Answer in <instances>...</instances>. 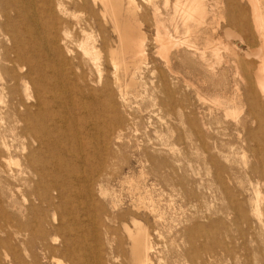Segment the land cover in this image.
I'll use <instances>...</instances> for the list:
<instances>
[{"label":"rangeland","instance_id":"1","mask_svg":"<svg viewBox=\"0 0 264 264\" xmlns=\"http://www.w3.org/2000/svg\"><path fill=\"white\" fill-rule=\"evenodd\" d=\"M149 1L134 0L139 33L144 38V56L140 72L136 74L138 91L127 95L124 106L114 94L118 106L101 115L95 107L92 116L79 106L84 102L92 109L88 99L78 96L67 102L63 101V94L55 91L56 104L50 107L55 118H47L50 144L41 150L40 158L50 162L42 184L51 185L47 196L32 193L35 192L34 182H16L14 186L10 182L1 184L0 264H52V257L62 264H70L65 257L68 248L77 250V256L86 263L96 254L103 264H131V240L123 226L133 231L135 222L149 234V264H264L263 165L255 159L258 154L256 139L264 137L257 129V121L249 114L244 97V73L254 80L252 71L258 58L247 57L245 45L238 55L231 51L230 46L243 37L237 25L230 24L228 28L237 33L238 39L225 37L226 20L231 13H236L230 10L233 7L242 9L250 29L253 28L252 4L249 0H234L230 4L224 0H204L208 13L199 15L192 25L213 72L207 70L206 63L191 66L181 63L175 68L176 78L164 66L163 54L156 52L160 45L155 41L156 5L174 34L170 13L176 0H169L168 6L164 0H151V4ZM61 3L62 9L67 11L64 16L56 15V26L60 35L63 31L68 33L72 42L79 38L77 23H89L94 19L101 22L100 7L92 6L90 1ZM261 3L264 5V0ZM40 4L34 1L39 12L36 24L47 33L52 25L40 12ZM127 5L124 1V6ZM3 21L0 18V22ZM90 30L98 40L106 35L110 44L115 45L117 35L110 25L99 28L94 23ZM250 40L253 48L260 46L257 35ZM10 43L8 36L0 34V44L8 46ZM173 47L167 46L168 56L175 53ZM70 49L67 67L85 73V83L80 84L84 95L89 94L86 92L89 88L98 94L106 82H111L107 49H101L100 84L96 69L84 62L80 64L81 50L75 42L70 43ZM28 85L31 94L34 87L31 83ZM64 85L73 95L74 85L71 82ZM4 95L7 103L9 95ZM18 95L26 101L22 85H18ZM174 95L181 107L172 110L171 97ZM14 118L18 119L6 110L0 114L1 129L6 130L10 142V125L15 122ZM176 118L182 124L179 125ZM237 120L246 122V131L236 130ZM178 125L179 131H175ZM198 125L202 142L197 140L195 129ZM19 130H16L17 145L24 142L27 152L29 148L37 149V143H30L32 140L28 136L20 137ZM117 135L120 139L115 138ZM14 155L22 164L24 157L17 152ZM83 157L100 167V174H103L101 179L97 178L98 173L90 174L99 181L91 187V196L81 180L87 175V165L80 161ZM55 163H59V168ZM154 163L157 172L152 170ZM12 166L17 168L15 164ZM140 171L147 177L143 178L144 190L152 191L156 200V214L148 208L135 206L138 192L132 190L130 184L138 180ZM68 185L84 196L76 194L73 197L67 189L62 196L60 187ZM257 190L262 198L259 218L253 217L250 206ZM60 223L62 226L58 225ZM77 229H82V239L70 240Z\"/></svg>","mask_w":264,"mask_h":264},{"label":"bare ground","instance_id":"2","mask_svg":"<svg viewBox=\"0 0 264 264\" xmlns=\"http://www.w3.org/2000/svg\"><path fill=\"white\" fill-rule=\"evenodd\" d=\"M34 1H39L43 5L41 6L40 4L39 10L51 21L52 29L51 31L47 30V33L42 31L43 27H38L36 24L39 12L35 9ZM53 1L59 2L54 4ZM61 1H73L74 3L75 1H82L83 3L90 1L92 6L100 7L98 13L101 22L94 19L89 23H77L75 28L79 33V38L73 40L78 49L81 50V59L79 60L80 64L84 62L83 64H90L96 69V73L99 75V79H97L99 84L101 83V49H107L106 60L110 63L112 68L111 82H106L101 89H99L98 94H95V91L92 93V89L89 88L86 89V92L89 94L84 95V88L80 84L85 83V73L83 71L77 73L72 67H67L70 65V61L67 59V56L71 53L70 43L73 42L71 41L72 39L69 38L68 33L63 31L64 33L62 32L60 35V31H58L56 26V15L59 13L64 16L67 11V9H62ZM124 1H127L128 5L126 7L124 6ZM224 1H227L230 4L234 0ZM249 1L252 4L253 28L250 29L247 17L241 13L242 9L233 7L232 9L230 8V10L236 11V13H231V16H229L226 20L225 26L227 28L225 30V37H227V39L231 37L233 39H238V35H236L237 33L234 34L233 31L228 28L230 24L237 25L241 28L243 37H241L238 42L236 41L237 43L230 46L231 51L235 55H238L242 47L245 45L247 49L246 56H255L258 58V62L252 71V77L254 80L252 81L250 76L244 73V79L246 81L244 97L248 105V112L251 117L257 121V129L260 133H262L261 136L264 137V5H262L261 0ZM150 2L152 1L150 0L149 3ZM168 3L169 0H164L165 6H168ZM172 9L173 10L170 13V20L175 35L169 31L166 21L162 17V13L156 5L155 41L160 45V48L158 47L160 51L155 50L156 52H161V54H163L165 59H163L164 66L175 77L177 76L175 68L181 63L188 64L189 66L198 62L206 63L207 70L213 72V67H211L207 62L206 51L198 45V38L195 34L196 30L192 25L197 20L199 15H205V13H208L207 5L204 0H176L172 5ZM135 15L134 0H0V18L4 19L3 22H0V34L2 36H8L11 42L8 46L0 44V69L2 70L0 73V114L2 113V110H6V112L18 117V119L14 118L15 122L10 125V133L12 136L11 142L5 134L6 130L4 132L1 129L3 125L2 122H0V191L3 188L1 185L3 182H10L13 186L16 182H19L20 184L34 182L33 186L35 185V192L32 193L47 196V192L49 191L51 185L46 187L42 184L47 176L46 170L49 166L48 163L50 162L46 159L41 160L40 158H42L41 150L43 148H47L50 144V127L48 126L47 118L50 117L51 120L55 118V114L52 112V109H50L51 105L56 104L57 97L55 91H59L63 94V101L67 100V102L78 96H83L88 99V101L91 102L92 109H89L90 107H86L84 102H81L79 106L84 109L83 111L86 110L90 116L95 114V107L98 109L100 115L101 113L110 112L112 109L114 110V108L118 106V103L114 100V94L118 95L119 102L122 106H124L127 101V95L138 91L139 82L136 74L140 72L142 57L144 56V38L139 33L138 20ZM94 23L99 28H101V26L106 28V26L109 25L112 27L113 31L117 35L114 46L110 44L106 35H103L99 40L94 37L92 31L90 30V28L94 27ZM180 28L183 29L182 32ZM255 35H257L260 40V46L256 49L252 47L250 42V37L252 36L254 38ZM219 40H221V38ZM213 44L214 43H212V45ZM168 45L176 48V51L172 56L167 55ZM211 46L207 47L211 48ZM157 55L158 54H156V56ZM159 57L162 58V56ZM65 82H71L74 85L72 91L74 96L67 91L68 89H65ZM29 83H31L34 87L31 94L28 92ZM18 85L23 86L26 101L20 99L18 95ZM236 92H239V90ZM5 93L9 95V101L7 103L3 100ZM177 107H181V104L180 100L174 95L171 97V108L174 110ZM225 110L228 112V109ZM84 114L86 113L84 112ZM2 119L3 118H1V120ZM176 120H178L179 125L182 124L180 119L176 118ZM93 123H95V121ZM179 125L175 128V131H179ZM89 128H91V125ZM192 128L191 123V130ZM246 128L245 121H236L237 131L240 130L243 132L246 131ZM16 130H19L20 137L28 136L32 140L30 143H37V149L29 148L27 152V147H25L26 145L24 142L20 143L21 145L18 146L15 142L18 138ZM195 130L197 132V140L202 142L200 136V126ZM115 138L120 139V135H117ZM254 139L255 138H253V140ZM263 140L260 138L256 139V150L258 151V154H260H257L255 159H257L258 164L263 165V168L261 167V169H263V171L261 170V175L264 181ZM253 148L255 147L253 146ZM14 152H17L24 157L22 164L15 158ZM80 161L84 164V166L87 165V175L82 177L81 180L84 187H87L88 189V193H86L91 196V187L94 183L98 185L99 181L90 177V174L92 175L98 173L99 177H97V175L96 177L101 179L103 177V174H100L102 170L100 167L93 166V164L89 162L90 160L84 157L81 158ZM86 161H88L87 164ZM14 164L17 167L15 169L12 166ZM55 164L59 168V163ZM58 168L55 170L58 171ZM152 170L157 172L155 163L153 164ZM143 174L140 171L138 180L130 184L131 189L138 192L137 203H135V206L138 208L140 206L148 208L152 213L156 214V200L153 197L152 191L144 190L145 187L143 186V178L146 176H143ZM125 180L127 181L126 178H124V181ZM60 189L62 196L65 195L66 189L72 192L73 197H76V194L84 196V194L79 193L80 191H78L75 187H73L74 190H71L70 185L62 186ZM260 201L262 202V198L257 190L255 200L252 201L250 205L253 217L259 218ZM15 205L17 204L15 203ZM236 206L237 205H235V207ZM63 210L65 211V208H63ZM58 225H61V223ZM135 225V230L133 231L129 230L126 225L123 226L125 230H127L131 240L129 248L132 262L131 264H149V253L151 249L148 239L149 234L146 230L141 228L137 222H135ZM35 229L36 228H34V230ZM80 230H74L75 234L72 238H70V240L72 239L73 241H76L82 239V231L80 232ZM67 244H65V246H67ZM67 250L68 251L65 252V257L67 256L69 258L68 260H70V264H103L101 257L96 254L92 255L93 251L91 253V261L86 263L82 261L83 258L81 259V257L79 258L77 256V250L75 251V249L71 250L69 248ZM34 253L35 252H33V254ZM53 254L54 253H52V255ZM35 259L37 258H34V260ZM50 262L52 264H62L54 257L51 258Z\"/></svg>","mask_w":264,"mask_h":264}]
</instances>
